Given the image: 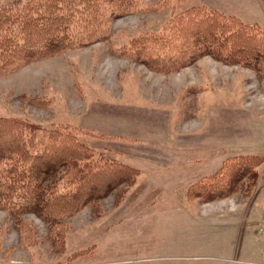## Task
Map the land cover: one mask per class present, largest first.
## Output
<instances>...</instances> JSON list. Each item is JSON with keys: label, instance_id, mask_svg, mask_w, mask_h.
I'll return each instance as SVG.
<instances>
[{"label": "rangeland", "instance_id": "rangeland-1", "mask_svg": "<svg viewBox=\"0 0 264 264\" xmlns=\"http://www.w3.org/2000/svg\"><path fill=\"white\" fill-rule=\"evenodd\" d=\"M192 7L264 32V0H140V13L112 23L111 41L119 48L158 33ZM0 117L64 128L97 161L138 171L99 212L83 208L63 220V253L35 215L20 217L34 230L25 244L0 211V264H264V163L219 202L189 193L230 158L264 157V69L205 57L163 75L96 43L0 76Z\"/></svg>", "mask_w": 264, "mask_h": 264}, {"label": "trees", "instance_id": "trees-1", "mask_svg": "<svg viewBox=\"0 0 264 264\" xmlns=\"http://www.w3.org/2000/svg\"><path fill=\"white\" fill-rule=\"evenodd\" d=\"M139 5L140 0L0 3V76L96 43H107L111 54L163 75L205 57L258 74L263 71L264 32L204 7L185 10L160 32L142 33L116 48L112 23L140 13ZM93 153L64 128L0 117V211L15 219L23 243L33 242L34 230L20 217L33 214L47 226L54 252L63 253V220L83 208L99 212L103 198L138 174L127 165L97 161ZM263 163L258 155L230 158L215 173L197 180L189 193L202 203L229 197L242 180L255 178Z\"/></svg>", "mask_w": 264, "mask_h": 264}, {"label": "crops", "instance_id": "crops-1", "mask_svg": "<svg viewBox=\"0 0 264 264\" xmlns=\"http://www.w3.org/2000/svg\"><path fill=\"white\" fill-rule=\"evenodd\" d=\"M219 202V201H218Z\"/></svg>", "mask_w": 264, "mask_h": 264}]
</instances>
